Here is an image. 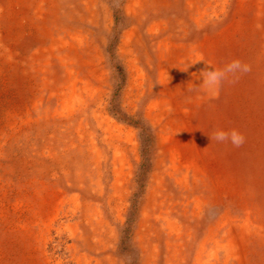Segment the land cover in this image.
<instances>
[{
  "label": "rangeland",
  "instance_id": "obj_1",
  "mask_svg": "<svg viewBox=\"0 0 264 264\" xmlns=\"http://www.w3.org/2000/svg\"><path fill=\"white\" fill-rule=\"evenodd\" d=\"M0 264H264V0H0Z\"/></svg>",
  "mask_w": 264,
  "mask_h": 264
},
{
  "label": "clouds",
  "instance_id": "obj_2",
  "mask_svg": "<svg viewBox=\"0 0 264 264\" xmlns=\"http://www.w3.org/2000/svg\"><path fill=\"white\" fill-rule=\"evenodd\" d=\"M250 71L251 67L240 60H234L222 69L211 67V70L202 71L198 80L200 82L196 83L194 88L188 90L191 92H212L219 89L230 76L238 78L239 75L247 74ZM208 136L211 143L215 141L218 144H230L234 148H240L246 142L245 136L234 128H215Z\"/></svg>",
  "mask_w": 264,
  "mask_h": 264
}]
</instances>
